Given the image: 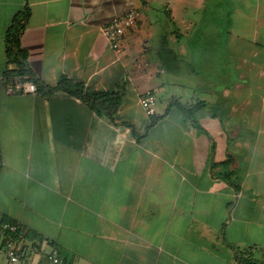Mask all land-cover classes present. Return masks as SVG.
<instances>
[{"label":"crops","instance_id":"1","mask_svg":"<svg viewBox=\"0 0 264 264\" xmlns=\"http://www.w3.org/2000/svg\"><path fill=\"white\" fill-rule=\"evenodd\" d=\"M157 1L174 24V7ZM222 1L224 46L211 47L213 69L196 63L208 73L198 77L165 65L168 50L191 60L160 43L180 32L141 35L150 0H0V223L67 264H237L245 248L264 260V0ZM26 5L19 44L32 75L117 92L114 114L67 91L5 93L6 31ZM133 6L136 27L116 52L101 28Z\"/></svg>","mask_w":264,"mask_h":264},{"label":"rangeland","instance_id":"2","mask_svg":"<svg viewBox=\"0 0 264 264\" xmlns=\"http://www.w3.org/2000/svg\"><path fill=\"white\" fill-rule=\"evenodd\" d=\"M167 2V7L170 10L174 7V15L177 19L174 21V24L171 23L169 25L170 22L165 21L167 16L163 2L150 0V8L146 10L144 15L148 16L147 11H154L150 12L151 23L148 24L145 17L140 18V33L143 37L148 34L149 44H152L153 39L156 37L155 31L157 27L167 32L168 29H171L175 33L180 32L183 38L179 42L174 37L170 39L169 35L167 36L163 31L164 38H160V43L163 44L165 42V47L171 46L174 44V40L176 44L172 46L173 48L188 47L192 52L191 60H188V56H181L178 53L176 54L168 50L163 55L166 67L172 69L174 67L173 64H179L178 66L182 72L184 71L186 74L193 73L195 76L204 77L208 73L202 72L199 68L197 69L198 71H195V65L198 62L199 66H205L204 69L206 70H210L209 68L213 69L212 59L214 56L211 55L210 50L211 47L223 48L224 46L222 39L227 32L228 26L226 18L227 8L222 0H206L204 3L203 0H167ZM133 9L138 11L136 6H133ZM163 23L167 25H163ZM138 41H141L140 36ZM263 239L264 234L260 237V240L263 241Z\"/></svg>","mask_w":264,"mask_h":264},{"label":"built area","instance_id":"3","mask_svg":"<svg viewBox=\"0 0 264 264\" xmlns=\"http://www.w3.org/2000/svg\"><path fill=\"white\" fill-rule=\"evenodd\" d=\"M137 16V12L130 9L121 15L114 16L102 26L101 33L112 50L116 52L120 50L126 33L135 27ZM137 65L144 69L148 67V63L142 61H138ZM4 90L8 95H35L38 91L32 81L20 77L4 80ZM155 102L156 98L151 92L145 93L140 98V105L147 115L152 114ZM0 232L2 233L0 255L5 257L7 264H40L43 261L49 264H67L57 247H50L48 251H43L39 244L26 237V231L17 223H0Z\"/></svg>","mask_w":264,"mask_h":264},{"label":"trees","instance_id":"4","mask_svg":"<svg viewBox=\"0 0 264 264\" xmlns=\"http://www.w3.org/2000/svg\"><path fill=\"white\" fill-rule=\"evenodd\" d=\"M30 16V10L28 5L24 7V10L15 14L12 19L10 27L6 31V57L8 64L14 65V68L8 69L4 72L3 80H9L13 77H20L22 79L32 81L38 91L45 94H54L58 91H67L73 95L78 96L84 103L88 104L91 109L97 110L103 108L108 111L109 114H114L117 110L120 96L117 92L108 91H95L90 88H84L82 84L72 83L67 78H61L55 87H49L41 83L35 78L26 62L27 54L19 44V35L21 34L25 24ZM70 87H74L71 91ZM157 119H154V123ZM2 222H14L13 220L3 218ZM26 237L30 240H34V234L30 231H26ZM237 264H264V260L257 259L254 256L251 248L235 249L234 255Z\"/></svg>","mask_w":264,"mask_h":264}]
</instances>
